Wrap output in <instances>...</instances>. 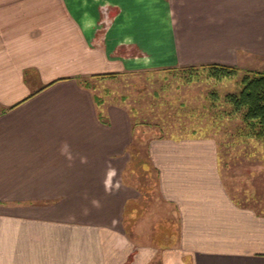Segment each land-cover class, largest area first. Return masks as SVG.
<instances>
[{"label": "crops", "instance_id": "0c3cea01", "mask_svg": "<svg viewBox=\"0 0 264 264\" xmlns=\"http://www.w3.org/2000/svg\"><path fill=\"white\" fill-rule=\"evenodd\" d=\"M104 4L114 20L98 41ZM263 63L264 0H0V264H264V199L237 198L213 139L148 144L173 244H136L93 215L124 200L113 188L134 131L117 109L103 119L82 82L134 64Z\"/></svg>", "mask_w": 264, "mask_h": 264}, {"label": "rangeland", "instance_id": "374dc122", "mask_svg": "<svg viewBox=\"0 0 264 264\" xmlns=\"http://www.w3.org/2000/svg\"><path fill=\"white\" fill-rule=\"evenodd\" d=\"M102 8L98 41L105 39L114 20L111 7L104 4ZM132 53L133 57L142 55L138 49ZM206 66L209 65L134 64L122 74L82 80L101 105L103 119L107 108L117 109L133 123V159L128 161L127 175L118 177L113 188V193L124 200L97 202L110 207L95 208L92 214L102 220L106 217L107 223H116L136 244L163 248L178 236L176 210L161 197L159 172L148 156L152 140H215L221 173L232 192L241 200L246 196L264 199V135L248 127L229 98L241 94L247 77L264 73V63L258 65L261 69L237 68L230 75L218 74ZM122 117L118 114L114 130H124ZM116 214L120 220L113 222ZM162 234L169 238H161Z\"/></svg>", "mask_w": 264, "mask_h": 264}, {"label": "trees", "instance_id": "16d2710c", "mask_svg": "<svg viewBox=\"0 0 264 264\" xmlns=\"http://www.w3.org/2000/svg\"><path fill=\"white\" fill-rule=\"evenodd\" d=\"M216 73L230 75L237 72L236 67L221 64H211L209 66ZM113 76L104 75L101 77ZM235 105V111L242 114V119L251 127L252 131H259L264 135V73H253L252 77H247L243 83L240 95L229 97Z\"/></svg>", "mask_w": 264, "mask_h": 264}]
</instances>
